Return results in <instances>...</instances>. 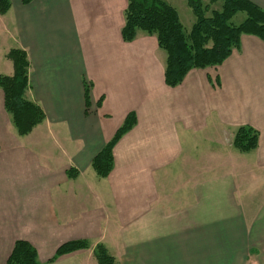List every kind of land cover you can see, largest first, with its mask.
I'll return each instance as SVG.
<instances>
[{"label":"crops","instance_id":"crops-1","mask_svg":"<svg viewBox=\"0 0 264 264\" xmlns=\"http://www.w3.org/2000/svg\"><path fill=\"white\" fill-rule=\"evenodd\" d=\"M126 6L10 0L0 15V76L24 51L25 98L44 113L19 137L0 90V264L17 241L40 264H97V245L117 264H264V43L242 35L168 87L155 37L122 40ZM130 114L99 178L92 160ZM240 127L258 136L248 153L232 145ZM76 241L88 247L51 262Z\"/></svg>","mask_w":264,"mask_h":264},{"label":"trees","instance_id":"trees-1","mask_svg":"<svg viewBox=\"0 0 264 264\" xmlns=\"http://www.w3.org/2000/svg\"><path fill=\"white\" fill-rule=\"evenodd\" d=\"M31 0H22L28 4ZM210 15L204 13L206 6L201 0H187L195 22L189 33H184L176 10L163 0H127L121 38L131 42L137 31L154 36L158 47L166 54L164 83L168 87L179 85L186 74L194 69L216 67L240 46L242 35H252L264 43V10L248 0H209ZM10 8V0H0V15ZM237 13L245 19L239 25L231 23ZM6 58L12 63L13 74L0 76V90L4 95V108L19 137L29 134L44 119L42 109L28 101L25 93L28 86L29 61L24 51L10 50ZM134 124V117L127 116L112 140L93 158L91 167L99 178H106L112 170V148L118 138ZM257 133L249 127L236 130L232 145L241 153L257 147ZM73 177V172H68ZM87 243L76 241L60 246L53 259L61 255L86 249ZM97 264H117L102 245L93 251ZM6 264H40L35 249L27 242H15Z\"/></svg>","mask_w":264,"mask_h":264},{"label":"rangeland","instance_id":"rangeland-1","mask_svg":"<svg viewBox=\"0 0 264 264\" xmlns=\"http://www.w3.org/2000/svg\"><path fill=\"white\" fill-rule=\"evenodd\" d=\"M165 2H167L171 7H173L177 14H178V18L179 21L183 27V31L184 33H189L192 25L195 22V18L194 15L192 13V10L190 9V7L187 4V0H163ZM201 4L205 8L204 13L208 16L210 15V11L213 10H218L217 8H219V6H211L209 0H201ZM245 19V14L244 13H237L231 20V23L234 25H239L240 23L243 22V20ZM137 33H141L144 36H149L148 34H146L143 31H137ZM154 37V36H153ZM162 53L164 54V51L162 50ZM165 55V54H164Z\"/></svg>","mask_w":264,"mask_h":264}]
</instances>
